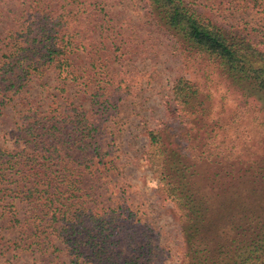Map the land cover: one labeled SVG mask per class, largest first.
<instances>
[{"label":"trees","instance_id":"1","mask_svg":"<svg viewBox=\"0 0 264 264\" xmlns=\"http://www.w3.org/2000/svg\"><path fill=\"white\" fill-rule=\"evenodd\" d=\"M20 1L14 24L0 31L8 49L0 60V110L8 93L20 91L33 78L46 83L43 77L50 71L54 87L65 91L62 79L79 77L72 54L80 47L87 53L94 49L92 43L101 30L100 24L89 20L98 7H80V0ZM261 1L264 4L254 0ZM144 2L176 43L217 63L245 96H256L264 108V47L258 41L200 12L196 0ZM89 62L90 67L97 65L92 58ZM91 74H82L86 86ZM100 95L91 93V109ZM170 100L180 118L204 110L197 85L184 76L174 78ZM103 122L77 105L63 112L32 110L22 115L14 132V142L20 146L0 144V248L36 254L33 264H150V243L138 244L137 230L120 222L119 202L112 205L107 201L111 197H104L101 167L115 164L112 158L105 159L110 151L104 148ZM147 136L143 158L158 178L159 194L170 196L182 211L186 264H264V162L257 168L249 165L251 181L246 177L250 194L262 196L241 199L237 190L227 193L225 184L242 179L246 171L234 173L218 165L213 174H208L210 168L204 175L195 164L190 167L167 129L150 128ZM198 175L204 185L218 187L216 199L211 200L203 188L201 193ZM2 228L17 233L8 237ZM132 242L138 252L124 253L121 245ZM54 258L61 261L55 263Z\"/></svg>","mask_w":264,"mask_h":264},{"label":"rangeland","instance_id":"2","mask_svg":"<svg viewBox=\"0 0 264 264\" xmlns=\"http://www.w3.org/2000/svg\"><path fill=\"white\" fill-rule=\"evenodd\" d=\"M56 2L53 0V4ZM78 2L80 7L95 10V6L96 12L100 11L89 19L101 26L97 40L92 43L95 48L87 53L80 47L72 54L79 77L62 79L65 91L54 87L56 79L50 71L43 77L46 83L33 78L20 91L8 93V100L0 110V144L8 148L20 146L14 142V132L28 111L57 113L77 105L87 110L89 116L102 117L104 148L110 151L105 159L112 158L115 164L106 163L109 167L106 169L101 167L104 197L110 196L107 201L112 205L119 202L120 222L137 230V243H150V264H186L187 232L181 225L182 211L170 196L159 194L158 178L143 158L148 131L167 129L180 152L189 159L190 167L195 164L204 175L210 168L213 171L208 174H213L218 165L230 167L234 173L246 171L235 183L228 181L225 190L227 193L237 190L241 199L247 196L249 200L257 199L262 193L250 194L248 175L252 169L247 171V167L257 168V164L264 162L263 102L254 95L245 96L217 63L176 43L175 36L150 14L144 0ZM20 7V0H0V9L4 10L0 15V31L14 24V12H19ZM196 7L227 29L248 35L264 47L262 1L257 4L254 0H196ZM6 50L0 39V60ZM90 58L96 66L90 67ZM88 73L91 75L86 86L82 74ZM179 75L197 85L199 96L204 99L202 112L184 118L176 115L170 97L173 80ZM94 91L101 95L99 103L96 101L91 109L90 95ZM197 182L201 193L205 190L211 200L217 198L218 187L204 185L199 175ZM212 216L219 214L212 212ZM1 232L8 237L17 233L13 235L5 228ZM131 244L121 245L124 253L138 252L137 245ZM34 256L25 250L0 248V264H33ZM59 261L54 258L55 263Z\"/></svg>","mask_w":264,"mask_h":264}]
</instances>
